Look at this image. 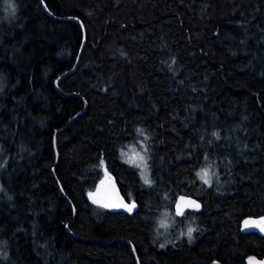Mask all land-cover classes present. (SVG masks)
Here are the masks:
<instances>
[{"label":"trees","instance_id":"16d2710c","mask_svg":"<svg viewBox=\"0 0 264 264\" xmlns=\"http://www.w3.org/2000/svg\"><path fill=\"white\" fill-rule=\"evenodd\" d=\"M0 159V264L264 258V0H0Z\"/></svg>","mask_w":264,"mask_h":264},{"label":"water","instance_id":"95a60500","mask_svg":"<svg viewBox=\"0 0 264 264\" xmlns=\"http://www.w3.org/2000/svg\"><path fill=\"white\" fill-rule=\"evenodd\" d=\"M74 69H75V66L71 70L62 74L58 78V80H60L66 74L73 72ZM82 112H79L76 116H74V118H72V120L75 119L77 116H79ZM72 120H70V122ZM97 197L100 201H102L104 204H106L111 209L129 211L132 208V204L129 203L122 196L113 178L107 179L105 182H103L100 185L98 189ZM178 205H179L180 211H178V207H177ZM195 205H199V207H196ZM201 207H202L201 202L197 198L190 196V195H186V194H178L175 197V200L172 205L174 215L177 217H181L187 211L199 212L201 210ZM246 221L249 222L247 226L245 224ZM253 221L256 223H251ZM242 226L244 230H256L258 232L264 231V225L258 219H253V218L245 219L243 221ZM250 258H253L254 264H264V258H259L255 255L247 256L246 264H249Z\"/></svg>","mask_w":264,"mask_h":264},{"label":"rangeland","instance_id":"374dc122","mask_svg":"<svg viewBox=\"0 0 264 264\" xmlns=\"http://www.w3.org/2000/svg\"><path fill=\"white\" fill-rule=\"evenodd\" d=\"M125 158L127 159L128 162H132L134 165H136L141 171L146 170V158H145V154L143 151V146L141 144L135 145V146H130L128 147L125 151ZM141 157L143 158L141 160ZM3 162L0 159V168H1V164ZM112 178L107 172L104 173V177L100 183V185L105 182L107 179ZM99 185V187H100ZM99 187L90 195V197L93 200H97L100 202V200L97 197L98 194V189ZM102 202V201H101ZM104 204V203H103ZM106 205V204H105ZM260 222L264 225V218H260L259 219ZM160 224L164 229V233L169 232L170 230H173L177 224H176V218L171 216H167V215H163L160 217ZM178 232H181V227L178 226ZM171 240V239H168Z\"/></svg>","mask_w":264,"mask_h":264},{"label":"snow or ice","instance_id":"6c2138e0","mask_svg":"<svg viewBox=\"0 0 264 264\" xmlns=\"http://www.w3.org/2000/svg\"><path fill=\"white\" fill-rule=\"evenodd\" d=\"M8 2H9V4H10V6H11V0H8ZM142 159H143V158L141 157V160H142ZM199 175H201L202 178H206V176H207V172H206V171H202L201 173H199ZM145 182H146V183H149L150 181H148L147 178L145 177ZM205 182H207L206 179H205ZM195 206H196V207H199V205H195ZM177 207H178V211H180L179 205H178ZM248 223H249L248 221L245 222L246 226L248 225ZM251 223H256V222L253 221V222H251ZM191 231H192V230L189 229V235L191 234ZM249 264H254V260H253V258H250V259H249Z\"/></svg>","mask_w":264,"mask_h":264},{"label":"bare ground","instance_id":"6f19581e","mask_svg":"<svg viewBox=\"0 0 264 264\" xmlns=\"http://www.w3.org/2000/svg\"><path fill=\"white\" fill-rule=\"evenodd\" d=\"M172 205H173V204H172ZM172 210H173V209H172ZM173 213H174V212H173ZM164 215H167V216L171 217V215L166 214V213H165ZM174 217H177V216L174 215ZM258 220H259V219H258Z\"/></svg>","mask_w":264,"mask_h":264}]
</instances>
